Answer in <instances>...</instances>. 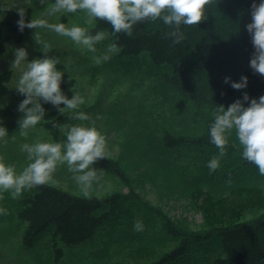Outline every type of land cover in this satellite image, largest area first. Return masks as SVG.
I'll list each match as a JSON object with an SVG mask.
<instances>
[{"label": "rangeland", "instance_id": "1", "mask_svg": "<svg viewBox=\"0 0 264 264\" xmlns=\"http://www.w3.org/2000/svg\"><path fill=\"white\" fill-rule=\"evenodd\" d=\"M19 6L26 7L28 12L31 4L23 5V0H0V8H11L10 11L0 12V29L11 35L6 53L0 57V72L13 70L8 85L9 92L0 98V126L5 127L8 132L5 138L7 143L0 140V161L15 165L19 172L29 163L27 154L21 150L22 144H32L37 139L63 143L66 136L53 127L54 124L88 125L91 120H95L97 129L106 137L109 156L120 160L130 178V184L123 183L111 173L100 172L98 174H102V178L99 183L93 184L90 196L105 197L114 192L130 195L131 189L137 196L122 197V201L110 210L107 220L89 242L68 246L55 235V223L47 225L45 230L37 234L32 245L25 243L27 222L17 215L19 201L33 195L35 188L25 191L15 200L8 192L0 193L3 197L0 199V208L8 210L7 215H0V264H109L108 262L115 260L150 261L157 258L162 250H169L174 246L170 239L162 241L165 238L164 215L182 227L199 231L249 221L264 214V176L259 174L254 164L250 167L237 166V170H222L215 175L214 183L210 182L212 177L207 174L206 169L199 174L202 177L200 179L190 175L193 176V181H188L187 184L171 177V168L174 162L179 165V159L176 153L166 150L161 144L163 131L171 128L186 135L195 130L204 132L209 120L214 119L213 110H198L190 99L174 92L168 84L160 80L163 73L172 72L173 69L167 65H151L144 56L126 57L119 51L112 54L108 61L96 64L92 60L94 54L87 50L82 51L70 38L46 29H38L41 37L52 45L49 55L60 60L57 67L64 72L61 90L69 99L73 95L70 91L72 88L85 98V104L77 111L85 112L90 121L70 119L71 114L67 110L58 113L53 105L45 104L44 118L29 130L27 137L20 136L17 121L23 113L17 109L25 97L15 90L21 73L20 70L11 68L15 59L14 51L16 48L25 47L29 61L42 58V53L32 38L35 30L25 29L23 33L18 30L16 22L19 16L16 7ZM42 12L43 7L34 9L31 18L40 16ZM49 21L64 23L69 27L75 24L87 30L96 24V21L85 24L82 12L59 13L49 18ZM210 32V29L202 32L205 33L204 39L208 37L206 35L211 37ZM111 43L114 41L108 34L104 41L96 45L95 55L103 53ZM202 47L204 50L208 48L205 43ZM228 142L235 150L232 153L228 151L221 161L224 163L227 158L238 156L235 163H246L242 159V146L235 130L229 135ZM208 154L211 159L217 153ZM224 177L228 180H224ZM54 179L56 183L53 185L82 195L66 165L58 166ZM136 220L143 222V231H134ZM59 248L63 249V256L59 255ZM192 252L195 264H199L204 253L196 249Z\"/></svg>", "mask_w": 264, "mask_h": 264}, {"label": "trees", "instance_id": "2", "mask_svg": "<svg viewBox=\"0 0 264 264\" xmlns=\"http://www.w3.org/2000/svg\"><path fill=\"white\" fill-rule=\"evenodd\" d=\"M52 1L54 0H47L48 3ZM252 2L253 0H218L215 6H206V19L197 26L182 27L185 39L180 44H173L170 38H165L164 34L171 29L162 21L135 25L132 37L123 33L113 35L111 26L99 20L96 21L95 27L88 31L93 34L100 30L106 31L120 47L122 56H144L151 65L171 67L172 72L163 73L160 80L181 97L190 99L196 109L209 108L214 111L218 105L223 104L227 108L235 100H242L245 92L250 99L264 96V76L254 73L250 68L254 48L245 25L251 22ZM256 2L259 3L260 0ZM40 8L42 6L39 0H31L26 20H30L34 9ZM206 29L211 30V37L206 35L208 37L204 39L205 33L202 32H206ZM10 39L11 35L0 29V57L6 53ZM204 43L208 47L207 50L202 47ZM12 76V69L0 72V98L8 94ZM242 76L248 77V85L244 89L234 90L230 84L224 83L225 77L239 82ZM249 102H245V106ZM209 121L204 132L195 130L186 135L171 128L163 131L161 144L166 150L176 153L179 159V165L174 162L170 171L174 180L187 184L188 181H193V176L202 178L199 174L206 169L207 174L212 177L210 182L214 183L215 175L222 170H235L237 166L252 165L247 161L235 163L238 156L227 158L224 163L220 162L218 170L210 174L207 167L210 160L208 153H217L218 149L210 142L209 131L213 119ZM227 147L230 153L235 150L229 142ZM200 158L207 160L201 161ZM93 167L98 173H111L123 183L130 184V178L120 160L108 156ZM206 180L209 181L207 178ZM224 180L228 178L224 177ZM35 189L33 195L19 201L17 214L27 222L24 236L27 245H32L37 234L51 223L56 224L55 235L66 245L75 246L84 241L89 242L101 224L107 220L110 210L122 201V197L137 196L132 189L130 195L114 192L105 197L92 195L88 198L55 185L38 186ZM164 218L165 238L162 241L170 239L174 246L169 250H162L157 258L150 261L115 260L108 263L195 264L192 250L196 249L204 253L202 259H199V264H264V214L249 221L199 231L182 227L166 215ZM58 253L63 256V249L59 248Z\"/></svg>", "mask_w": 264, "mask_h": 264}, {"label": "clouds", "instance_id": "3", "mask_svg": "<svg viewBox=\"0 0 264 264\" xmlns=\"http://www.w3.org/2000/svg\"><path fill=\"white\" fill-rule=\"evenodd\" d=\"M217 2L218 0H54L53 3H48L47 0H39L43 12L30 20H26V7H16L19 16L16 22L18 30L21 33L25 29L35 30L32 38L42 53V58L29 61L25 47L14 51L15 59L11 68L18 69L21 73L15 90L25 97L17 109L23 113L17 121L20 136L27 137L29 130L44 118L45 104L53 105L58 113L67 110L71 114L70 119L90 121L85 112L77 111L85 104V98L74 88L70 89L73 93L70 99L61 90L64 72L57 67L60 60L49 55L52 45L41 37L38 29L70 38L82 51L93 53L92 60L96 64L108 61L112 54L121 50L116 43H111L103 53L95 55L96 45L108 36L106 31L100 30L93 34L84 27L75 24L69 27L64 23L50 22L49 18L59 13L82 12L85 24L103 21L111 26L113 35L123 33L128 37H132L134 26L139 23L162 21L171 29L164 34L165 38H170L173 44H180L185 39L182 27L200 24L206 19V6H215ZM30 4L31 0H23V5ZM10 10V7L0 8V12ZM250 15L251 22L245 25L254 48L250 68L254 73L264 76V0L259 3L253 0ZM224 83L230 84L234 90H241L247 87L248 77L242 76L239 82L225 77ZM245 102H249L247 106ZM61 105L64 107H60ZM213 117L209 137L218 152L207 164L210 174L220 168L221 160L227 156L229 135L235 130L242 146V159L254 164L259 174L264 176V96L250 99L245 92L242 100H235L227 108L223 104L216 106ZM53 127L58 128L66 136V140L63 143H51L37 139L32 144H22L21 150L27 154L29 163L21 171L17 172L15 165L0 161V193L8 192L15 200L27 190L53 185L56 183L54 173L58 166L66 165L82 195L90 197L93 184L99 183L102 178V174H98L93 166L110 155L105 135L97 129L95 120H91L88 125L54 124ZM7 136V129L0 126V140L7 143ZM0 199L3 197L0 196ZM7 214L6 208H0V215ZM133 229L143 231V222L136 220Z\"/></svg>", "mask_w": 264, "mask_h": 264}]
</instances>
